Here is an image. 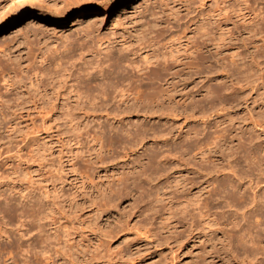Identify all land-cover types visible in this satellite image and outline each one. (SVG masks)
<instances>
[{
    "label": "rangeland",
    "instance_id": "rangeland-1",
    "mask_svg": "<svg viewBox=\"0 0 264 264\" xmlns=\"http://www.w3.org/2000/svg\"><path fill=\"white\" fill-rule=\"evenodd\" d=\"M220 1L66 0L63 4L54 0L53 5L49 0H34L31 10L19 20L8 24L0 20V202L12 207L24 202L32 209L31 221L23 226L9 223V216L0 213V264H241V249L234 245V238L230 243L233 253L219 240L199 242L201 230L192 212L165 218L161 202L150 200L152 183L144 177L149 175L158 184L165 181L164 177L157 180L155 172L169 171L177 161L174 156L166 161L159 157L178 144L179 138L158 143L146 139L143 147L128 157L124 155L128 148L118 146L111 157L103 155V166L78 163L89 177L83 184L79 178L73 179L77 175L69 167L68 113L85 120L88 127L101 126L110 133L120 126L130 129L137 121L156 131H166L170 123L144 120L133 116V110L115 105L107 107L110 116L115 113L131 117L121 123L106 120L101 116L106 112L102 107L72 104L63 84L51 80V67L43 72L37 69L40 57L48 58L64 47L71 46L76 53L95 46L97 40L130 42L150 25L153 11L162 14L159 18L162 16L163 24L168 25L162 28L163 35L169 36L188 24L189 18L210 11ZM11 2L0 0V13ZM168 6L179 10L177 16L165 11ZM95 15L102 17L97 24L93 22ZM243 59L249 62L248 56ZM228 63L213 56L188 76H174L172 80L181 89L177 95L188 94L187 100L192 98L197 103V90L218 86L215 66ZM6 72L11 78L5 81L2 75ZM229 78L234 81L237 98L219 118L235 131H249L264 161V68ZM225 84L229 91L228 80ZM160 111L168 112V108L164 106ZM213 112L219 111L209 113ZM207 119V127L216 120L210 115ZM179 125L180 121L176 128ZM150 134L151 130L146 136ZM146 156L150 157L149 163L143 158ZM141 157L142 166L138 168L145 174H130L124 185L117 182V172L123 176L127 167ZM260 167L259 172L254 170L249 175L250 182L244 180L242 188L248 195L253 190L260 194L264 189V164ZM26 242L29 251H24ZM41 244H49L51 250L40 252ZM257 259L256 264H264L262 256Z\"/></svg>",
    "mask_w": 264,
    "mask_h": 264
},
{
    "label": "bare ground",
    "instance_id": "bare-ground-1",
    "mask_svg": "<svg viewBox=\"0 0 264 264\" xmlns=\"http://www.w3.org/2000/svg\"><path fill=\"white\" fill-rule=\"evenodd\" d=\"M49 1L55 5L54 0ZM62 1L64 4L66 0ZM33 2L13 0L1 11L0 20L4 24L19 20L31 10ZM173 8L168 6L165 11L177 16L179 10ZM155 12L151 14L150 25L143 27V33L130 42L97 40V44L89 49L87 46L85 50L73 53L71 46L64 47L52 56L38 60V72L51 67V80L63 84L72 104L102 107L106 111L102 117L119 123L131 116L115 113L110 116L109 105L133 110V116L144 120L170 123L166 131H156L137 121L130 129L120 126L110 133L101 126L88 127L85 120L68 113L65 120L69 128V167L77 175L73 179L79 178L77 180L83 184L89 176L87 171L79 169L78 163L85 162L89 167L92 164L103 166V155L111 157L118 146L128 148V152L124 150L128 157L140 150L146 139L158 143L179 138L178 144L159 157L160 161H166L167 157L174 156L177 161L171 170L155 172L157 180L164 177L165 181L158 184L152 182L151 176L144 177L152 183L150 200L161 202V214L165 218L192 212L201 230L197 235L199 242L219 240L233 253L230 243L234 238V245L242 253V256L239 254L240 263L256 264L258 255L264 258V189L260 194L253 190L248 195L242 185L244 180L251 181L249 175L254 170L259 172L264 161L249 131H235L219 117L228 112L229 105L237 98L232 87L234 81L228 76L247 75L253 68H264V0H221L210 11L189 18L190 23L186 22L169 36L163 35L162 28L168 25L163 24L162 16L159 18L162 14L155 15L158 13ZM100 15H95L93 22L97 24L102 19ZM213 56L229 62L228 66H215L214 78L218 79V86L203 92L197 90L194 94L197 103L192 98L187 100L188 94L179 97L176 92L181 89L172 78L188 76ZM244 56H248V63H244ZM2 78L6 81L11 76L6 72ZM225 80L231 87L229 91ZM228 94L230 96H226ZM164 106L168 112L160 111ZM196 107L200 108L198 112ZM145 109L149 110L140 112ZM209 115L215 116L216 120L207 127ZM178 121L180 125L176 128ZM187 124L189 126L183 131ZM150 130L151 134L146 136ZM143 158L149 163L150 157ZM141 159L132 162L123 176L117 172L116 181L124 185L130 174H145L140 170ZM20 204L12 207L5 201L0 202V213L4 212V217L8 215L9 223L14 222L17 226L26 225L32 216L31 206L24 202ZM28 243H25L24 251H29ZM49 250V244L39 246L42 253Z\"/></svg>",
    "mask_w": 264,
    "mask_h": 264
}]
</instances>
